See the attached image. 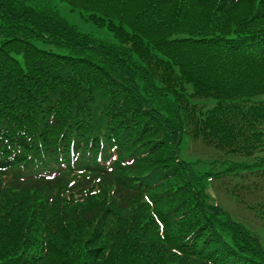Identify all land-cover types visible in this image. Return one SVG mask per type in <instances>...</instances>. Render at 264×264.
Instances as JSON below:
<instances>
[{
    "label": "trees",
    "instance_id": "trees-1",
    "mask_svg": "<svg viewBox=\"0 0 264 264\" xmlns=\"http://www.w3.org/2000/svg\"><path fill=\"white\" fill-rule=\"evenodd\" d=\"M261 95L264 0H0V264H158L155 218L180 227L170 264H264L213 186L264 178ZM60 158L69 196L70 173L32 177Z\"/></svg>",
    "mask_w": 264,
    "mask_h": 264
},
{
    "label": "rangeland",
    "instance_id": "rangeland-1",
    "mask_svg": "<svg viewBox=\"0 0 264 264\" xmlns=\"http://www.w3.org/2000/svg\"><path fill=\"white\" fill-rule=\"evenodd\" d=\"M79 27L91 34L96 35L99 38H106L109 40V36H105L104 33H106L104 30L99 31L95 29L94 26L90 24H84L79 18H76L75 20ZM138 32L142 35L144 31L141 29L138 30ZM131 33V32H130ZM131 37L133 40L137 41V39L134 38V33H131ZM142 44H144V39L147 36L142 35ZM110 40L113 41L112 37ZM259 101H262L264 104V95H261L258 98ZM184 153L188 151L191 154L196 155L198 152V149L200 147H203L201 144L198 142H187L183 143ZM206 146L203 147V149L208 152L212 149L206 148ZM186 156V154H184ZM176 183H179L177 180H172L169 181V184L167 187L164 189H161L160 191H166L164 195H167L169 193H173L176 191H179L178 185L176 186ZM245 186L243 190L239 191L240 197L239 201L231 198V195L229 191H224L226 186H230V189H233V194L237 190V187L242 185ZM241 183V180L239 179H226L223 180L222 183L220 182H215L214 185L217 190L220 191V200L221 202H225L224 205H229L227 209H232L236 210L238 215L247 223V225L252 229V231L259 237L262 245L264 246V218L260 217L259 214L253 212V205H257L260 203H264V178H257L255 177L254 179ZM232 186H236V188H232ZM238 192V191H237ZM229 194V195H228ZM244 203V204H243ZM248 205V208L246 207ZM244 209L246 211H244ZM179 227L172 228L170 230H167L164 236L162 237H157V238H152L155 239L156 242L161 246V254L159 255V260L158 264H170V262H176L178 258L174 255L170 254V250L167 246V244L164 242L163 239L167 238V241H173V243H176L178 239L180 238V232H178Z\"/></svg>",
    "mask_w": 264,
    "mask_h": 264
}]
</instances>
